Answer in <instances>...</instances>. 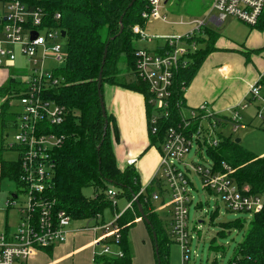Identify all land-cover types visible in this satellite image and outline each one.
Masks as SVG:
<instances>
[{"label":"built area","instance_id":"1","mask_svg":"<svg viewBox=\"0 0 264 264\" xmlns=\"http://www.w3.org/2000/svg\"><path fill=\"white\" fill-rule=\"evenodd\" d=\"M42 0H0V67L6 68L23 54L35 64H40L36 56L42 49L40 69H35L28 81H22V96L19 97L22 110L18 112V132L15 142L11 143L20 150L19 165L20 191L27 196L26 203L18 206L19 192H14L2 203L0 210L10 212L17 209L20 219L17 227L7 225L0 230V264H18V260L27 261L32 255L43 248L54 247L66 242L72 232L75 220L65 209L57 208V200L51 194L52 174L56 166L54 148L61 146L66 135L53 131L55 126L65 122L67 107L48 96V90L59 83L53 71H45L48 58L63 61L61 44L52 41L62 36L61 29L47 25ZM169 0H149L143 17L148 21L168 17L161 9ZM211 12L216 11L213 20L222 23L229 15L235 16L251 25L258 24L264 10V0H213ZM211 15V14H210ZM56 13V19L61 18ZM210 16L192 20V25L184 34L149 36L143 27L136 26L135 33L141 39H164L165 44L156 52L141 48L135 52L137 63L135 72L145 81L150 90L151 114L149 131L158 134L163 119L173 118L172 88L175 76L180 69L189 65L191 54L198 49L197 36L210 23ZM181 23H185L181 21ZM46 30V34L41 31ZM33 37V33H36ZM259 101L258 117L264 122V74L249 89L247 100L234 108L229 116L214 112L210 102H203L197 108L189 109L186 114L185 106L178 103L177 121L166 127L165 138L161 144L160 175L172 195V222L170 235L178 242L182 250V264L190 260L189 248L193 235L189 233V211L193 200L192 190L195 183L192 173L200 176L203 187L221 195L228 209L233 212L248 213L261 211L264 198L252 192L249 185L239 186L234 180L235 169L223 162L220 169L214 164L206 166L194 160H186L187 154L197 144L198 149L204 147V142L211 149L219 147L223 133L220 126L231 123L234 129L244 127L240 110L247 108L253 101ZM4 98L0 94V105ZM12 103V102H11ZM129 164L136 159H129ZM111 203L116 206L119 192L116 189L106 190ZM137 198L134 197L132 202ZM155 198H158L155 194ZM122 215V214H121ZM116 219L96 226H89L95 232L100 231L95 245L101 246L98 254L124 256L119 249L115 251L113 244L121 240V225ZM101 214L97 215V219ZM112 241V242H110Z\"/></svg>","mask_w":264,"mask_h":264},{"label":"trees","instance_id":"2","mask_svg":"<svg viewBox=\"0 0 264 264\" xmlns=\"http://www.w3.org/2000/svg\"><path fill=\"white\" fill-rule=\"evenodd\" d=\"M132 1H41L46 15L45 23L67 33L65 37L67 51L64 60L62 64L52 69L53 74L59 78V83L48 90L50 98L67 107L65 122L53 128V131L65 134L67 138L61 146L54 148L56 166L52 174V189L49 194L57 200V208L65 209L70 215L72 214L75 220H97V215L101 214L105 206L111 203L106 192L110 186L117 187L121 192L119 196L124 192L130 200H133L134 195L139 193V176L136 169L130 166L121 170L116 162L111 132L114 117L108 111L109 123L107 133L104 134L106 118L103 116L97 88L104 52L108 46L102 88L105 83L119 84L144 92L147 100L150 97L147 83L141 80L134 71L137 63L135 52L138 49L136 41L141 39L135 33V28L136 26L143 27L147 22L143 13L147 9L149 0H136L129 7ZM56 13L62 15L60 19H56ZM123 15L121 23L120 19ZM121 25L124 27L123 30ZM254 26L259 30L264 29V10L258 24ZM203 31L206 37L197 36L199 44L203 42V45L191 54L189 65L180 69L175 76L171 97V112L174 116L162 120L158 134L150 132L153 143L162 144L166 127L177 121L179 117L178 103H183L185 106L184 93L188 83L209 53L217 49L215 47L216 31L208 27ZM121 64L129 67L135 75V79L127 84H120L117 80L122 73ZM22 84L16 78H11L6 85L0 87V94L4 98L0 105V138L3 141L0 144V177L14 178L19 184L20 157L17 160L7 161L3 153L14 147L5 143V135L9 128L17 124L18 112L14 110L11 102L13 98L22 96ZM148 102V116L150 117L151 106L150 101ZM259 127L263 128L264 125ZM209 155L216 169H220L223 162L230 164L235 169L233 177L238 185H249L253 193L264 198L263 157L257 156L237 143L235 139L224 135L218 148H210ZM155 185L159 188L163 187V180L157 177ZM86 187H92L95 195L90 196L84 193ZM149 189L153 187L149 186ZM137 199L144 206L147 216L154 225V228L148 225L150 233L153 234L154 230L157 232L160 251L159 254L156 252V264H169V247L172 241L157 214L148 211L142 193L137 196ZM132 206L138 215L126 216V211L118 217L121 225L120 246L124 256L97 254L94 264H132L129 231L136 223V218L141 216L136 199L132 202ZM129 214H131L130 211ZM250 214L254 218L243 241L238 244L237 254L229 262L230 264H264V207L261 211ZM244 221L245 219H239L224 223V230L230 232L236 227L239 228L244 225ZM212 247L218 251L222 249L214 242H212Z\"/></svg>","mask_w":264,"mask_h":264},{"label":"crops","instance_id":"3","mask_svg":"<svg viewBox=\"0 0 264 264\" xmlns=\"http://www.w3.org/2000/svg\"><path fill=\"white\" fill-rule=\"evenodd\" d=\"M210 14L211 20L210 23H208L210 25L207 26L208 28L212 29V24H216L217 26L224 25L223 23L225 20L222 23H218L213 20L214 15H216V11L213 15L212 13ZM147 24L148 23L146 22L143 25L146 33V29L148 27ZM214 31L217 33V41L215 43V47L217 49L216 51L209 53L207 58L197 69L198 71L188 83L184 93L185 109L189 110L197 108L202 105L203 102L207 101L210 102L214 112L222 116H229L234 108H238L241 103L247 100L249 97L250 87L260 79L261 74H264V30L258 31L256 28L255 30L252 29L245 37L244 31L242 35L237 37L234 34L233 37H227V31H225L224 34H220L217 29ZM200 35L206 37V33L204 31H202L198 36ZM139 40L140 39L136 41V47L141 49ZM152 40L155 41V46L153 49L149 48L148 50L156 52L163 46V43L161 44L157 39L153 38L142 39V41L147 43L152 42ZM201 45H203V42H200L198 46L201 47ZM122 68L125 72L133 73L129 67L122 65ZM128 78L130 77L126 76L125 81L118 77L117 80L120 84H127L131 81L127 80ZM7 82L8 79H4L2 83H0V87L6 85ZM103 88L104 101L107 106V111L112 117H114V121L111 124V132L116 162L121 170H125L130 166L136 169L139 176V194L142 193V196L145 198L148 211L152 214H157L158 216L157 208L154 206L152 201L153 196L155 198V194H157V199H162L163 201L165 200L164 195H166V192L169 193V195L171 192L168 190L164 180L163 187L159 188L155 185L156 178L160 177L158 175L160 174L162 146L161 143H153L151 141L148 116L149 102L147 101V97L144 92L119 84L111 85L105 83ZM255 102L260 105L259 101L256 100H253L250 105ZM117 121L119 124H117ZM117 125H119V129L122 128L123 130L130 132L127 147L118 144L119 142H116L114 139V135L118 129ZM261 125H264L263 122ZM114 126H116V128ZM259 130L262 132L260 141L263 142V145H261L260 148H255L252 145L249 147L244 146L241 143V139L240 144L245 149L250 150L257 156L264 158V127L259 128ZM2 142V138H0V144ZM5 143L8 142L5 141ZM9 144L11 146L10 142L8 145ZM131 158L136 159V163L129 164L128 161ZM149 186H152L153 189H149ZM93 195H95L94 192ZM119 200L123 203L122 208L118 207ZM131 201L132 200H130L126 194L119 196L118 202L116 203V213L113 214L114 216L110 219H106L103 209L101 212V218L97 219L98 223L92 226H96L104 222L114 221L117 215L120 214V216H122L126 211V216L138 215L134 206H129ZM111 205L112 203L108 206ZM129 211L131 214H129ZM6 212L9 213L8 211ZM145 214L147 213L145 212ZM75 221L76 220L73 221L72 232H70L68 236L69 239L66 242L57 244L54 247L43 248V250H39L27 261L22 262V264H94L98 251L101 250V246L97 245V243L95 245L97 238L100 236V231L95 232L93 229H86L85 227L87 226L83 224L77 225ZM135 221L136 223L129 231L132 248L130 249L132 252V264H156V251L154 244L155 237L150 233L148 228V225L150 224L145 221L142 216L137 217ZM6 224L8 223L6 222ZM152 228H154V225ZM132 241L134 247H132ZM113 249L115 251L121 249L120 243L117 245L113 244ZM141 251H145V254ZM170 259L171 250L168 258L169 264Z\"/></svg>","mask_w":264,"mask_h":264},{"label":"rangeland","instance_id":"4","mask_svg":"<svg viewBox=\"0 0 264 264\" xmlns=\"http://www.w3.org/2000/svg\"><path fill=\"white\" fill-rule=\"evenodd\" d=\"M213 0H169V2L161 9L163 13H165L168 17V21H163L161 19H152L147 21V33L151 36H155V34L168 36L170 34H184L188 31L192 25V20L200 19L203 17H209L210 13L212 15L215 13L211 12V4ZM233 20V21H230ZM184 21L185 23H181ZM208 24V23H207ZM222 26H217L216 24H212L211 28L213 30L217 29L220 34H224L227 31V37H233V34L237 37L245 32V36L249 34V32L254 29L255 26L243 22L235 16L229 15L226 18L225 22ZM209 25V24H208ZM210 26V25H209ZM55 28V27H54ZM228 29V30H227ZM257 29V28H256ZM258 31H262L264 29H257ZM42 34H46V30L41 31ZM159 43L165 44L164 39H157ZM140 48L145 49H153L155 46V41L152 42H144L142 39L139 40ZM53 44H61V52L63 55H66L67 44L66 39L62 36L56 38L52 41ZM145 46V47H144ZM42 49H40V53L36 58L40 64H35V61H30L25 55H19L15 63L7 66L6 68L0 67V83L5 79L8 81L11 78H16L18 82L28 81L32 77V73L35 69H40L42 67L43 61L41 60ZM62 64V61H55L54 59L48 58L45 64V71H52V69L58 65ZM122 66V64H121ZM135 71V70H134ZM120 74V78L125 80L126 76H129L127 80H134L135 75L131 72H125L122 68ZM126 81V80H125ZM5 82V81H4ZM109 84V83H108ZM112 85V84H111ZM148 86V85H147ZM149 88V86H148ZM150 92V90H149ZM104 95V94H103ZM151 95V94H150ZM151 99L148 97V100ZM12 105L14 110L20 112L22 110V105L20 104L19 98L12 99ZM259 104L257 102L248 105L247 108L240 110L242 113V122L245 124L244 128L238 127L234 129L231 123L223 124L220 126V131L224 136H230L233 139H241V143L244 146H253L255 148H260L263 145L260 141V137H262V132L259 130V126L262 123V120L257 115V108ZM186 114L188 113V109L184 111ZM121 121V120H120ZM117 124L119 122L117 121ZM117 133L114 135V139L118 144L124 145L127 147V141L130 136V132L127 130L119 129V125H117ZM18 132V128L11 127L6 132V141L9 143L15 142L16 133ZM67 138V136H66ZM240 143V142H239ZM204 147L202 149H198L197 144H195L191 151L187 154L186 160H194L197 163L205 164L206 166L213 163L209 155L210 147L208 144L204 142ZM127 150V149H126ZM199 150V151H197ZM4 158L7 161L17 160L20 157V150L16 147H11L9 150H6L4 153ZM159 178L163 180L162 175ZM192 177L195 183V188H193V200L191 201L190 211H189V233L193 235L189 248L191 249L190 260L186 262V264H230L229 262L236 256L237 254V246L240 242L243 241L246 231L248 230L251 221L253 220V216L250 213L243 211L233 212L228 209L226 203L223 201L221 195L218 193L204 188L201 178L198 174L192 173ZM0 199L2 203H4L13 192L20 191V184L14 178L3 177L0 178ZM158 187V186H157ZM116 189L121 194L120 190L117 187H111ZM158 190V188H157ZM84 193L88 195H93L92 187H86L84 189ZM124 194V192H123ZM19 203L18 206L24 205L27 200V196L23 195L19 192ZM139 195V193L135 194ZM134 195V196H135ZM165 200L155 199L153 196L154 206L157 208V213L159 216V220L162 221L163 228L167 235L169 236L170 241H172V235H170V225L172 218V196L171 193L166 192ZM118 202V198H117ZM122 201L119 200L118 207L122 208ZM108 206V205H107ZM105 206L104 214L106 219H110L116 213L117 207L115 205ZM114 210V213H113ZM20 219V212L17 209H11V212L7 213L5 210H0V230H5L7 228L6 222L11 225V228L17 227V224ZM239 219H245L244 225L239 228H234L230 232L224 230V223L236 221ZM77 225L83 224L87 227L86 229H92L89 225H94L97 222L96 219L89 220H79L75 221ZM212 242L216 243V245L220 246L222 249L219 251L212 247ZM130 249L131 248V238L129 239ZM171 250V259L170 264H182V250L180 248L179 243L171 242L170 243ZM132 247H134L132 241ZM145 254V251H141ZM18 264H22L24 261H17Z\"/></svg>","mask_w":264,"mask_h":264},{"label":"water","instance_id":"5","mask_svg":"<svg viewBox=\"0 0 264 264\" xmlns=\"http://www.w3.org/2000/svg\"><path fill=\"white\" fill-rule=\"evenodd\" d=\"M136 0H133L130 4H129V7L133 5V3L135 2ZM123 17L124 15L121 17L120 19V22L122 23L123 21ZM122 27V30L124 29L123 25H121ZM121 30V31H122ZM61 34H62V37L65 38L66 37V31L64 30H61ZM33 37H36L37 35V32L36 33H33ZM107 52H108V46L106 47L105 49V52H104V60H103V64H102V67L100 69V75H99V79H98V84H97V88H98V92H99V100H100V103H101V106H102V112H103V116L104 118H106V121H105V126H104V134L106 135V130H107V126H108V123H109V120H108V117H107V106H106V103L104 101V95H103V88H102V84H103V69H104V64L106 62V56H107ZM236 142H240V139L237 138L236 139ZM100 147V144L98 146V148ZM136 197V195L134 196ZM136 202H137V205L139 206V209H140V213H141V216L142 218L149 222V224L153 227V224L152 222L149 220L147 214H145V211H144V207L142 206V204L138 201V199L136 198ZM153 236L155 237V251L157 252V254H159V246H158V236L156 235V232L153 231Z\"/></svg>","mask_w":264,"mask_h":264}]
</instances>
